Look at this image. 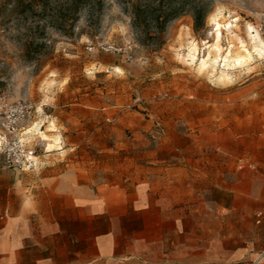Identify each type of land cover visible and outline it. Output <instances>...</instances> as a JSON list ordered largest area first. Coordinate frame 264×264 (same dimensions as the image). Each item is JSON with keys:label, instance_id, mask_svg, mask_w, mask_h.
Segmentation results:
<instances>
[{"label": "rangeland", "instance_id": "obj_1", "mask_svg": "<svg viewBox=\"0 0 264 264\" xmlns=\"http://www.w3.org/2000/svg\"><path fill=\"white\" fill-rule=\"evenodd\" d=\"M209 1L202 28L185 14L157 45L121 0H82L78 11L68 0H0V102L35 104L23 125L36 122L37 155L51 150V129L64 131L65 157L88 161L95 183L156 190L183 216L168 247L180 255L188 233V264H204L198 243L222 259L206 264H264L253 261L264 251V0ZM91 42L117 49L91 52Z\"/></svg>", "mask_w": 264, "mask_h": 264}, {"label": "crops", "instance_id": "obj_2", "mask_svg": "<svg viewBox=\"0 0 264 264\" xmlns=\"http://www.w3.org/2000/svg\"><path fill=\"white\" fill-rule=\"evenodd\" d=\"M35 124L24 131L34 148L29 134ZM50 132V141L60 139L58 147H45L34 169H6L0 161V264H127L179 258L181 264L189 263L188 233L180 255L168 247L175 221L183 216L157 200L156 190L135 183H95L88 161L79 164L65 157L61 141L68 134ZM214 202L223 205L218 197ZM204 244L198 243L199 262L222 261L215 248ZM249 254L230 260H250ZM254 259L264 262V251Z\"/></svg>", "mask_w": 264, "mask_h": 264}, {"label": "trees", "instance_id": "obj_3", "mask_svg": "<svg viewBox=\"0 0 264 264\" xmlns=\"http://www.w3.org/2000/svg\"><path fill=\"white\" fill-rule=\"evenodd\" d=\"M94 5H102L103 0H89ZM130 11L133 25L144 34L145 40H152L157 45L162 43L161 34L168 23L185 14H191L195 29L202 28L211 11L209 0H121ZM79 10L82 0H68Z\"/></svg>", "mask_w": 264, "mask_h": 264}, {"label": "built area", "instance_id": "obj_4", "mask_svg": "<svg viewBox=\"0 0 264 264\" xmlns=\"http://www.w3.org/2000/svg\"><path fill=\"white\" fill-rule=\"evenodd\" d=\"M258 31L264 36V15ZM87 50H110L117 48L114 45H98L89 43ZM36 110L31 101L18 100L12 103L0 102V161L6 169L24 171L34 169L37 165L36 148L31 147L22 136L24 123Z\"/></svg>", "mask_w": 264, "mask_h": 264}, {"label": "bare ground", "instance_id": "obj_5", "mask_svg": "<svg viewBox=\"0 0 264 264\" xmlns=\"http://www.w3.org/2000/svg\"><path fill=\"white\" fill-rule=\"evenodd\" d=\"M217 26H218V30H219V34H221L222 32H221V23L220 22H217ZM261 42L262 43H264L262 40H261ZM217 45H219V44H217ZM217 47H219V46H217ZM216 56V55H215ZM229 58V56L228 55H226L225 57H224V59L225 60H227ZM244 58H246L245 56H244ZM216 60V59H215ZM208 61V60H207ZM237 61H240V58H237ZM226 63H228V62H226ZM203 65L205 66L206 65V61H204L203 62ZM228 65H229V63H228ZM46 146L48 147V149H53L54 148V146H55V143L54 142H52V141H49L48 139H46Z\"/></svg>", "mask_w": 264, "mask_h": 264}]
</instances>
